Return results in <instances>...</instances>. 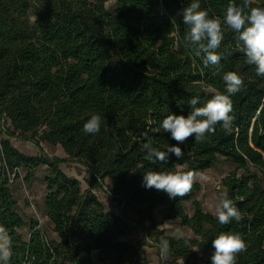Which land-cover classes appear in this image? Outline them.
<instances>
[{
    "label": "trees",
    "instance_id": "1",
    "mask_svg": "<svg viewBox=\"0 0 264 264\" xmlns=\"http://www.w3.org/2000/svg\"><path fill=\"white\" fill-rule=\"evenodd\" d=\"M115 1L113 9L106 5ZM191 0H0V227L9 252L6 264H146L140 257L144 241L123 240L137 228L159 247L170 243L173 264H211L212 240L221 232L238 233L246 251L236 264H264V77L246 62L237 46V34L223 18L229 2L200 0L209 17L222 22L224 39L217 54L219 65L204 66L185 45L187 26L182 9ZM264 7V0H253ZM236 72L243 80L231 96L234 117L230 134L219 124L215 134L200 143L189 138L179 145L184 156L166 162L145 159L147 138L165 150L177 142L160 127L168 114L190 112L188 100L200 104L217 92L226 94L223 75ZM92 114L102 118L97 134L83 125ZM2 126V125H1ZM12 139L32 142L40 156L28 157ZM42 144L61 146L67 159L47 156ZM225 160L243 171L223 182L227 199L241 219L227 225L204 213L193 201V185L183 197L142 185L149 171L204 173ZM62 163L83 166L88 190L69 178ZM45 166V217L52 226L49 238L32 220L18 213L10 188L20 170ZM109 180V194L122 213L107 210L96 195ZM192 203L194 214L186 213ZM178 219L193 239H176L156 229ZM29 227L28 238L21 233ZM0 264H5L1 261Z\"/></svg>",
    "mask_w": 264,
    "mask_h": 264
},
{
    "label": "clouds",
    "instance_id": "2",
    "mask_svg": "<svg viewBox=\"0 0 264 264\" xmlns=\"http://www.w3.org/2000/svg\"><path fill=\"white\" fill-rule=\"evenodd\" d=\"M253 0H242L241 4L229 2L223 18L226 24L237 34V46L244 53L246 62L255 66L256 75L264 77V7H253ZM183 24L187 26L184 35L185 45L196 57L202 58L205 67L219 65L221 56L216 50L220 48L224 39L222 22L219 18L209 17L208 11L201 9L200 0H191L181 12ZM226 94L217 92L207 99L203 106L200 96H193L188 100L190 112L187 116L168 114L163 118L160 127L165 133H170L171 139L177 143L168 145L165 150L153 146L150 138L144 143L145 159L152 163L166 162L170 155L177 159L184 156L182 148L189 138L195 142L205 141L208 136L215 134L219 124L225 133L230 134L234 117L231 96L241 91L243 80L236 72L223 75ZM102 118L99 114H92L83 125L87 134H97L101 129ZM196 181V174L192 171H147L143 176L142 185L146 189L163 191L170 198L183 197L189 193ZM215 217L219 224L227 225L233 219L239 221L241 214L231 200L222 198L215 206ZM3 229H0V234ZM182 237L183 233H179ZM215 249L211 256V264H236L237 256L246 251V243L238 233L221 232L212 240ZM170 243L161 238L159 254L163 261H167ZM11 253L6 246H0V260L5 264Z\"/></svg>",
    "mask_w": 264,
    "mask_h": 264
},
{
    "label": "rangeland",
    "instance_id": "3",
    "mask_svg": "<svg viewBox=\"0 0 264 264\" xmlns=\"http://www.w3.org/2000/svg\"><path fill=\"white\" fill-rule=\"evenodd\" d=\"M114 6L115 1L106 5L108 9H113ZM3 124V122L0 123V129L1 125ZM5 128L8 129L6 125ZM2 139H6V136L2 135L0 137V141ZM11 143L17 150L28 157H37L41 154L40 148L36 147L32 142H26L20 139H12ZM41 146L47 156L61 161L67 159V156L61 146L54 147V151L46 144H42ZM61 170L69 178L80 182L83 194L88 190V185L86 182L88 179V174L83 166L74 163H62ZM234 172H237L238 175L243 174V171L237 166L222 159L210 170L196 175V181L193 185L198 186L199 189L195 192L193 201L200 204V207L204 213L215 216V206L222 198H227L225 189L223 187V182L230 174ZM28 174V170H20L19 179L15 180L12 178V182L10 184L14 198L18 203V213L22 216L25 222H27V225H29L32 220L38 221L40 229L49 238H54L51 224L45 217L43 205L44 197L46 195L45 179L48 175V170L45 166H42L33 172L31 178L26 180V178L29 176ZM109 184V180H106L104 183H102L101 189L97 190L95 193L99 200L104 203L107 210L120 214L123 212L122 205L120 203H115L110 196L108 187ZM185 209L189 216L194 214V207L192 203L186 204ZM155 219L157 224L156 229L164 230L167 236L176 239L194 238L193 233L189 229L183 227L178 219L172 220L163 225L160 224V215L156 214ZM149 226V224H145L144 228H137L133 230L123 240L135 244L144 241V246L140 249V257L146 262V264H172L173 260L171 257H168L167 261H163L161 259L159 247L154 245L152 241L153 239H148L149 237L147 236L148 232H146V229L149 228ZM0 229L2 228L0 227ZM154 231L155 229H152L149 231V233L152 234ZM21 233L26 240L29 234V227L27 226L26 229H24ZM179 233H183V236L180 237ZM151 242L153 244H151ZM0 246H6L7 250L9 251L8 241L4 231L2 234H0ZM92 257L95 261V264H98L96 262L97 253H93ZM1 261L2 260H0V262ZM177 262H179V264H184L185 260H178ZM190 264H192V261H190Z\"/></svg>",
    "mask_w": 264,
    "mask_h": 264
},
{
    "label": "built area",
    "instance_id": "4",
    "mask_svg": "<svg viewBox=\"0 0 264 264\" xmlns=\"http://www.w3.org/2000/svg\"><path fill=\"white\" fill-rule=\"evenodd\" d=\"M5 125L3 124L2 126H1V130H3V131H5ZM151 244H153L152 242H151ZM173 264V263H172ZM178 264H179V262H178Z\"/></svg>",
    "mask_w": 264,
    "mask_h": 264
},
{
    "label": "crops",
    "instance_id": "5",
    "mask_svg": "<svg viewBox=\"0 0 264 264\" xmlns=\"http://www.w3.org/2000/svg\"><path fill=\"white\" fill-rule=\"evenodd\" d=\"M47 146L50 147V149H52V150H53V148H54L53 146H49V145H47ZM53 151H54V150H53ZM46 219H47V218H46ZM51 227H52V226H51Z\"/></svg>",
    "mask_w": 264,
    "mask_h": 264
}]
</instances>
